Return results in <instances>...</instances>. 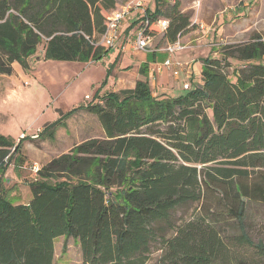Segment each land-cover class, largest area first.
<instances>
[{
  "label": "trees",
  "instance_id": "obj_1",
  "mask_svg": "<svg viewBox=\"0 0 264 264\" xmlns=\"http://www.w3.org/2000/svg\"><path fill=\"white\" fill-rule=\"evenodd\" d=\"M131 1L0 0V76H12L15 64L29 74L34 59L103 61L111 51L102 43L108 17ZM169 11L156 0L146 31L175 43L192 24L178 1ZM162 17L170 20L165 31ZM82 109L98 118L105 137L39 168L27 205L1 190L0 264H54L61 237L80 245L83 264H149L157 251V264H231L230 242L232 264H250L245 250L264 261V242H254L246 226L247 204H264L262 36L206 58L201 83L183 95L154 94L139 80L43 131ZM22 142L0 136V169L13 153L23 157ZM190 204L201 208L177 224L174 211ZM230 224L239 234L229 238Z\"/></svg>",
  "mask_w": 264,
  "mask_h": 264
},
{
  "label": "rangeland",
  "instance_id": "obj_2",
  "mask_svg": "<svg viewBox=\"0 0 264 264\" xmlns=\"http://www.w3.org/2000/svg\"><path fill=\"white\" fill-rule=\"evenodd\" d=\"M177 1L161 0V6L170 13V8ZM152 4L156 6V1L152 0ZM185 14L192 24L191 30L179 38L187 48L185 55L189 59L185 64L193 65L205 58H219L222 47L247 42L255 35L264 38V0H185ZM128 40L127 36H123L117 47L112 49L114 52L102 62L34 59L29 74L21 69L12 76H0V136L16 145L23 140V157L13 153L6 169H0V187L13 202L29 191V184L37 176L35 167L42 168L86 140L105 137L98 118L84 109L62 119V124L53 129L45 132L43 129L75 108L102 104L107 94L133 89L137 81L144 80L137 65L140 63L134 61L139 52L123 49ZM167 43L163 35H157L147 51L161 50ZM40 50L39 56L42 48ZM232 63L234 68L239 66L236 62ZM110 67L111 76L108 75ZM179 83L168 74L166 83L156 76L155 84L150 85L154 94H161L171 93L169 88ZM178 88L182 91V84ZM182 92L186 93L185 90ZM199 208L201 204L180 207L174 211L173 220L177 224L188 221ZM246 226L254 242H264V204H247ZM238 234L236 226L230 224L225 227V236L230 238ZM231 243L229 253L232 257H229V261L232 264L237 250L231 247ZM243 253L250 264H264L254 251L245 250ZM160 255V251L155 252L149 264H157ZM54 259V264H83L80 245L72 238L57 239Z\"/></svg>",
  "mask_w": 264,
  "mask_h": 264
},
{
  "label": "crops",
  "instance_id": "obj_3",
  "mask_svg": "<svg viewBox=\"0 0 264 264\" xmlns=\"http://www.w3.org/2000/svg\"><path fill=\"white\" fill-rule=\"evenodd\" d=\"M143 1L146 4V6L148 7V10L150 12L151 11L152 12L155 11L156 6L154 4H152V0H143ZM179 2L181 3L180 4L181 12L185 13V0H179ZM136 23H137V20L135 18H131V19L127 20L124 23L123 27H122V30H121V41H122L123 36H125V37L127 36V38L130 39V40H128L127 45H125L123 47V49L125 51H132L133 50L132 45H131V39H132V36H133V34H134V32H135V30L137 28V24ZM202 28H204V26ZM184 39H185V36H184ZM186 49L178 51V52H176V53H174L172 55H169V54H167L165 52H162L161 50H156L155 51L157 53V55H155L156 54L155 52L151 53L149 51H146V52H148V54H141L142 52L141 53L139 52V54H137L138 58H135L134 61H137V63H140V64H137L138 67H140V70L143 67L144 68L146 67V75H143V74H141V75L144 77V80H148L149 83H152L153 85L155 84L156 76H158V78H160L161 81H163V83H166V78H167L168 74L170 76H172L174 78V80H179L180 81L179 84H176L175 86H172V88H169L170 92L172 94L171 93H167V92H164V93L170 94L172 96H174V95L175 96H180V95L185 94L182 91H184L183 86L186 83H189L190 87H191V82H193V86L196 85V84L201 83L202 72H203V61L206 58L202 59L200 62H198L196 64L189 65L188 67L184 68L180 72L178 77H175L171 70H167L166 68H164L163 67V62H164V60L170 58L173 62L185 63V61H188V59H189L187 57V55H185ZM112 52H114V51L111 50L109 52V54L111 55ZM159 53H162L161 56H159ZM185 56L187 57V59H185ZM18 66H19L18 64L14 65V69H15L14 74L21 70V68H19ZM141 72H142V70H141ZM108 81H109V79H108ZM180 84H182V91H180V89L178 88V86ZM11 183H13V182L11 181ZM13 184H15V183H13ZM1 190H2V187H0V194H1ZM26 193L27 194L22 196V198H19L18 200H16L15 205H20V204L27 205L30 202V200L32 198L30 188H29V191L26 192Z\"/></svg>",
  "mask_w": 264,
  "mask_h": 264
},
{
  "label": "built area",
  "instance_id": "obj_4",
  "mask_svg": "<svg viewBox=\"0 0 264 264\" xmlns=\"http://www.w3.org/2000/svg\"><path fill=\"white\" fill-rule=\"evenodd\" d=\"M131 18H135L138 21L137 28L131 39L132 48L138 52H146L151 46L154 38L146 31L150 27L148 7L143 0H133L111 13L108 17L107 30L102 39V43L108 50L116 48L119 42H121L122 27ZM157 25L162 31H165L168 26V21L166 19H160ZM183 49H185V46L178 40L175 43H168L161 51L172 55ZM188 66V63L173 62L170 58L163 62V67L171 70L175 77H178L180 72ZM183 88L185 91L191 89L189 83H186ZM34 170L37 173L39 168L35 167Z\"/></svg>",
  "mask_w": 264,
  "mask_h": 264
}]
</instances>
